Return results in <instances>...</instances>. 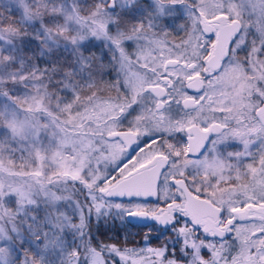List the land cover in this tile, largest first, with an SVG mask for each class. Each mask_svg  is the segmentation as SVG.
Listing matches in <instances>:
<instances>
[{
    "label": "snow or ice",
    "instance_id": "obj_1",
    "mask_svg": "<svg viewBox=\"0 0 264 264\" xmlns=\"http://www.w3.org/2000/svg\"><path fill=\"white\" fill-rule=\"evenodd\" d=\"M0 264H264V0H0Z\"/></svg>",
    "mask_w": 264,
    "mask_h": 264
},
{
    "label": "trees",
    "instance_id": "obj_2",
    "mask_svg": "<svg viewBox=\"0 0 264 264\" xmlns=\"http://www.w3.org/2000/svg\"><path fill=\"white\" fill-rule=\"evenodd\" d=\"M146 225V224H145ZM139 225L132 222H128L127 220L124 223H121L120 219H116L115 222H109L107 225L101 223L99 225V231L102 234L101 239L107 240L109 237H113L111 242L124 244L127 242L128 246L131 247L133 245L139 246L145 234L149 235L151 240L150 246H158L166 236L161 235L159 239H153L159 235L156 232H150L149 228L151 227V222L147 223V226ZM96 225L93 224V229L95 230Z\"/></svg>",
    "mask_w": 264,
    "mask_h": 264
},
{
    "label": "rangeland",
    "instance_id": "obj_3",
    "mask_svg": "<svg viewBox=\"0 0 264 264\" xmlns=\"http://www.w3.org/2000/svg\"><path fill=\"white\" fill-rule=\"evenodd\" d=\"M172 39H174L176 42H179L180 39L183 38V33L176 35L175 33L173 34V36L171 37Z\"/></svg>",
    "mask_w": 264,
    "mask_h": 264
},
{
    "label": "water",
    "instance_id": "obj_4",
    "mask_svg": "<svg viewBox=\"0 0 264 264\" xmlns=\"http://www.w3.org/2000/svg\"><path fill=\"white\" fill-rule=\"evenodd\" d=\"M131 222H132V223L139 224V225H142V224L145 223V222H143V221H137V220H135V219L131 220Z\"/></svg>",
    "mask_w": 264,
    "mask_h": 264
},
{
    "label": "flooded vegetation",
    "instance_id": "obj_5",
    "mask_svg": "<svg viewBox=\"0 0 264 264\" xmlns=\"http://www.w3.org/2000/svg\"><path fill=\"white\" fill-rule=\"evenodd\" d=\"M105 62H107V61H105ZM189 92L191 93L192 92V90H189ZM147 223H150V222H145L144 224H142V225H145V224H147ZM136 224V223H135Z\"/></svg>",
    "mask_w": 264,
    "mask_h": 264
}]
</instances>
